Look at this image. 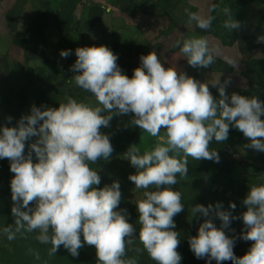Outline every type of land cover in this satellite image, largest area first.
<instances>
[{"label": "clouds", "instance_id": "9594fccd", "mask_svg": "<svg viewBox=\"0 0 264 264\" xmlns=\"http://www.w3.org/2000/svg\"><path fill=\"white\" fill-rule=\"evenodd\" d=\"M224 12L229 15L224 27L239 28L230 9ZM189 15L202 30H208L214 19ZM258 42H264V35ZM173 46L193 68H208L220 56L218 46L210 47L206 37L177 40ZM70 54L71 50L60 52L63 58ZM75 56L70 69L75 83L91 93L98 106L69 97L58 107L33 105L16 126L0 125V159L10 161L14 174L10 189L16 228L3 229L7 239L14 240L21 231L38 232L36 239L50 245V256L63 246L78 257L86 244L94 247L97 264H137L136 259L125 256L127 245L138 236L155 264H181L174 217L185 206L174 187L177 175H187L188 157L219 163L218 151L210 150L209 145L227 141L231 128L248 139L246 148L264 152V101L257 95H229L228 81L213 85L219 93V98L214 97L207 83L178 72L175 66L165 67L156 52L142 55L131 77L123 73L118 56L107 46L78 47ZM223 59L237 67L236 60ZM128 114H132V125L158 138L151 151L140 154L130 146L125 154L136 169L128 179L136 189L145 190L143 199L136 202L138 233L128 221L127 210H118L122 199L119 182L97 187L101 177L90 166L109 160L114 151L109 135L101 128L110 127L113 116ZM11 119L8 117L9 122ZM33 137L36 139L27 144L25 152L26 142ZM181 151L183 159L170 155ZM242 204L246 210L238 217L220 202L192 207L193 216L206 217L197 234L188 238L197 259H205L207 264H264V184L251 186ZM229 208L235 210L236 204L230 202ZM212 213L221 221L219 227L210 218ZM234 219L243 222L238 238L251 242L240 257L234 253L237 237L225 232H234L230 229Z\"/></svg>", "mask_w": 264, "mask_h": 264}, {"label": "crops", "instance_id": "0c3cea01", "mask_svg": "<svg viewBox=\"0 0 264 264\" xmlns=\"http://www.w3.org/2000/svg\"><path fill=\"white\" fill-rule=\"evenodd\" d=\"M225 5L224 0H184L183 8L174 12L156 3L134 8L128 0H0V87L12 89L16 63L40 65L71 50L64 59L72 66L76 48L104 45L118 56L119 65L135 69L142 55L156 52L165 67L175 66L207 83L213 94H219L213 85L228 81L227 92L247 95L252 85L248 64L264 61V42H258L264 35V0H245L235 8L245 20L235 38L216 28ZM190 13L211 15V27L200 29ZM192 37H206L210 47L218 46L220 56L208 68L191 67L173 46ZM224 56L236 60L237 67L227 64ZM248 143L246 138L242 158L251 169L264 170V152L246 148Z\"/></svg>", "mask_w": 264, "mask_h": 264}, {"label": "rangeland", "instance_id": "374dc122", "mask_svg": "<svg viewBox=\"0 0 264 264\" xmlns=\"http://www.w3.org/2000/svg\"><path fill=\"white\" fill-rule=\"evenodd\" d=\"M132 7H142L150 3L164 4L167 10L177 12L184 6V0H128ZM245 0H224L225 6L221 8V12L218 14V30L224 32L229 38H235L238 31L244 26L243 12L236 10L239 5H242ZM228 8L231 11L232 18L239 22L240 27L237 29L229 30L224 27V23L229 19V15L224 12V9ZM59 57V55H58ZM59 62H63L64 69H71V64H67L69 61L61 59H50L49 61L40 64L32 65L30 63L26 65L18 66V81L17 89L15 91L12 101L9 103L11 107H16L20 101H24V109L26 112L24 115H29L31 107H57L59 103H66L69 97L76 99L78 102L88 104L92 107L98 106L97 101L87 98H82L83 89L78 85L69 87L66 84L65 77L75 75L74 72L66 71L59 73L57 66ZM58 64V65H57ZM254 64V63H253ZM69 65V66H67ZM119 65V63H118ZM124 74L131 77L133 70L131 66L121 62L119 65ZM55 71V72H54ZM254 72V85L252 92L247 94L249 96L257 95L262 101L264 99V80L257 72ZM60 76V77H59ZM60 81H56L57 78ZM70 89L72 94L68 97L66 92ZM229 95L232 92H227ZM244 95V94H241ZM214 97L219 98V94H213ZM105 115L107 113H104ZM132 114L125 116H113L110 121V127L101 128V131L108 134L114 151H118L111 156L109 160H98L95 164L90 166L98 171L101 177V183L97 187H103L104 185H110L113 181H118L120 184V190L122 193V199L119 205V209H126L128 214V221L137 227V233L139 225L136 222L138 219V212L136 210V202L143 199L144 189H136L133 182L128 177L130 174H135L136 169L131 166L130 162L126 159V153L130 146H135L139 149V153L143 154L146 151H151L157 144L158 138L152 137L149 133L143 132L141 135L136 136L132 142L125 145V139L129 130H133L134 126L131 124ZM117 119L128 120L129 124L125 130L120 128ZM163 131V130H162ZM161 132V134H163ZM246 137L235 128H231L227 141L217 143L212 141L209 145L210 150H216L219 153L220 162L216 163L210 160L197 161L192 157H188V173L185 177L177 175L178 183L175 185V190L182 194V203L185 208L184 211L177 214L174 217L176 228L175 231L179 232L180 245L177 251L182 256L181 264H207L205 259H197L193 252L190 250L188 244L189 236H195L199 224L203 222L206 217L197 213L193 216L192 207L197 204L208 206L209 204L215 205L220 202L223 209L231 211L234 216H239L240 213L246 210L242 204L249 188L253 185L264 184V170L251 169L241 156L242 144ZM31 141H34L33 138ZM26 149L27 152V144ZM175 155L178 159H183V152L170 153ZM223 158V160L221 159ZM10 168V161L6 158L0 159V173L5 168ZM7 169V170H8ZM1 177V176H0ZM11 177L0 178V201L7 199L11 200L10 181ZM230 202L236 204L235 210L229 208ZM33 206V205H30ZM217 227L220 226L221 221L215 216V213L210 217ZM10 227L15 229L16 226L10 224L0 225V264H97L96 252L94 247L85 244L83 248L79 250V256L73 257L71 254L61 246L56 255H49L50 245L42 244L37 239L36 235H31L27 232L21 231L16 233L14 240H8L7 234L3 229ZM243 228V222L240 219H234L231 221L230 231L225 229L226 234L229 236L235 235L237 237L234 246V253L236 256H243L251 246V242H245L239 239V233ZM134 258L137 260V264H155L144 250L143 245L140 243L138 236L133 243L127 245L125 259ZM211 264H216L212 261ZM222 264H232L231 261L222 262Z\"/></svg>", "mask_w": 264, "mask_h": 264}, {"label": "trees", "instance_id": "16d2710c", "mask_svg": "<svg viewBox=\"0 0 264 264\" xmlns=\"http://www.w3.org/2000/svg\"><path fill=\"white\" fill-rule=\"evenodd\" d=\"M227 41V40H226ZM254 63V64H253ZM28 64V62H25L23 64L20 63H16L14 65V67H12V74H13V78H14V83L12 86L11 90H6L3 87H0V125H4V126H16L17 122L20 120V118L22 116H24L26 109H24V101H20L16 107H11L9 105V103L12 101L11 99L14 97L15 95V91L17 89V81H18V73H19V69L18 66L20 65H26ZM58 65V64H57ZM24 67H27L24 66ZM63 67V68H62ZM64 65H62L60 63V65L57 66V69L59 70V73L64 72ZM253 69H256L257 72L259 73V75L261 76L262 80H264V61H260V62H252L248 64V74L249 77L251 79L252 85L250 88V91L248 92V94H250L252 92L253 89V85H254V72L252 71ZM66 70V69H64ZM66 71H70L69 68H67ZM55 72V71H54ZM60 77V76H59ZM57 78L56 81H60V78ZM65 81L66 84L69 87H72L74 84L77 85L75 83L74 78H72V76H66L65 77ZM67 96L69 97L72 94V91L70 89L67 90L66 92ZM213 94V93H212ZM88 98V93L86 91L83 90V96L82 98ZM262 101H264V99H262ZM59 106V104L57 105V107ZM8 117H11V122L8 121ZM263 118V117H262ZM120 128L122 130H125L127 128V125L129 124L128 120L125 121V119H117ZM144 131L142 129H139L138 127H134V129L131 131L129 130V132L127 133V138L125 139V145H128L129 142H132L133 139L138 136L141 135ZM36 138L33 137V140H35ZM33 141H29V143H31ZM118 151H113L111 156H113L114 154H116ZM33 159L35 160V157H33ZM221 159L223 160V158L221 157ZM5 168L3 171H1L0 173V178L3 179L4 177H13V173L10 172V168L8 169ZM12 203L8 202L7 199H3L0 201V225H6V224H10L12 226H16L15 222H14V217L11 214V207H12ZM38 232H33V233H29L31 235H36ZM240 257V256H237Z\"/></svg>", "mask_w": 264, "mask_h": 264}]
</instances>
